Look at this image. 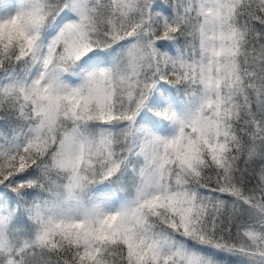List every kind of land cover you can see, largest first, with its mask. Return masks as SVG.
<instances>
[{
  "label": "snow or ice",
  "instance_id": "obj_1",
  "mask_svg": "<svg viewBox=\"0 0 264 264\" xmlns=\"http://www.w3.org/2000/svg\"><path fill=\"white\" fill-rule=\"evenodd\" d=\"M0 264H264V0H0Z\"/></svg>",
  "mask_w": 264,
  "mask_h": 264
}]
</instances>
